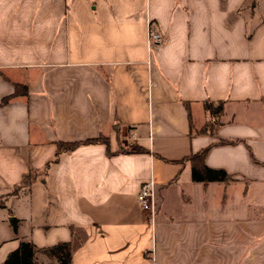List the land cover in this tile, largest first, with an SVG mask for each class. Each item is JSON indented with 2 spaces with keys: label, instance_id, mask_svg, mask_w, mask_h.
Segmentation results:
<instances>
[{
  "label": "crops",
  "instance_id": "crops-1",
  "mask_svg": "<svg viewBox=\"0 0 264 264\" xmlns=\"http://www.w3.org/2000/svg\"><path fill=\"white\" fill-rule=\"evenodd\" d=\"M202 150L228 182L191 181ZM23 242L36 264H264V0H0V264Z\"/></svg>",
  "mask_w": 264,
  "mask_h": 264
},
{
  "label": "trees",
  "instance_id": "trees-1",
  "mask_svg": "<svg viewBox=\"0 0 264 264\" xmlns=\"http://www.w3.org/2000/svg\"><path fill=\"white\" fill-rule=\"evenodd\" d=\"M19 89L20 87H15ZM14 91V95L18 94V91ZM21 90H24L23 88ZM212 104L204 103V108L208 111L209 116L214 115L215 112L212 108ZM218 111L220 110V104L217 105ZM95 142H101L104 145V137L100 136L98 138H94L92 140L84 141L82 144H94ZM79 146V144H58L57 149H61L62 151L71 150L75 147ZM206 150L199 151L196 154L190 155L184 158L190 165L189 173L191 181L194 183H212L214 182H221L226 183L228 182L231 177L226 175L222 170L217 169H209L203 163V158L205 155ZM27 177L22 178L23 184L27 185ZM56 255H58V264H68V257L63 252L62 245L56 246ZM4 264H36L32 256V248L28 243H21L18 249L12 253H10Z\"/></svg>",
  "mask_w": 264,
  "mask_h": 264
},
{
  "label": "built area",
  "instance_id": "built-area-1",
  "mask_svg": "<svg viewBox=\"0 0 264 264\" xmlns=\"http://www.w3.org/2000/svg\"><path fill=\"white\" fill-rule=\"evenodd\" d=\"M163 41V36L153 28L152 24L149 22L146 26V38L145 47L148 51L154 48L156 45L161 44ZM154 184L151 180L143 182L140 184L135 196V200L138 209L141 211H146L150 216L154 214Z\"/></svg>",
  "mask_w": 264,
  "mask_h": 264
}]
</instances>
